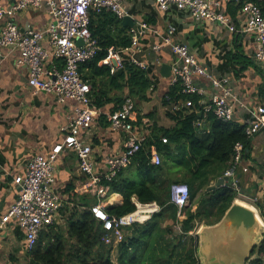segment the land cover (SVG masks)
<instances>
[{"label":"crops","instance_id":"0c3cea01","mask_svg":"<svg viewBox=\"0 0 264 264\" xmlns=\"http://www.w3.org/2000/svg\"><path fill=\"white\" fill-rule=\"evenodd\" d=\"M242 1L220 0L238 30L233 33L219 23L196 21L185 11L172 8L162 12L158 9L156 0H124L134 24L141 22L150 25V30L141 38L135 55L136 60L146 64L153 85L147 93L149 100L139 101L133 98L138 125L145 129L147 136L152 135L155 126L162 129L173 128L177 123L172 118L176 112L174 106L179 104L185 108L186 101L175 104L164 102L165 96L174 86L172 69L175 54L171 46L164 44V37L171 26L175 28V43L187 44L214 78H228L237 99L236 121L244 124L246 119L252 118L264 106V71L254 58L259 44L255 34L242 31L245 28V18L239 7ZM14 2L15 0H0L3 7H9ZM16 21L24 31L31 28L43 29L52 21V16L46 8L29 9L19 13ZM122 25L126 26L123 20ZM126 27L129 35L133 26ZM1 28L0 23V31ZM46 45L48 46L47 43ZM160 45L159 50L154 49V46ZM18 58V51L0 48V222L19 196L20 190L14 183V178L25 174L32 159L38 156L48 158L60 145L63 147L55 162L54 190L62 199L63 207L55 224L61 226L64 222V228H67L66 218L74 212H82L85 205L92 204L97 198L100 202L93 208L101 205L106 213L108 207L121 205L123 197L119 193L104 198L94 193L93 188L87 185L89 178L79 168L74 148L65 144L68 136L65 128L78 103L74 100L59 102L50 93L35 94L29 85L28 67L18 66ZM129 59L131 60L130 56ZM194 79L204 92L199 96L200 104L205 106L204 118L197 125L202 132H210L212 126L207 119L206 108L214 90L206 78L196 74ZM111 94L119 95L120 92L114 91ZM113 108L114 104L111 103L99 109L101 114L98 120L90 130L80 134V138L92 146V159L99 172L107 171V158L120 154L127 138L125 132L113 130L105 116ZM243 164L248 167V172L242 169L238 171L239 183L257 199L253 202L239 195L237 199L255 205L264 224L261 218L264 209V132H260L252 140L250 153L244 158ZM127 174L132 180H141L132 173ZM217 181L218 179L213 182L212 187ZM167 224L173 223L169 221ZM203 224H197L194 235L197 236ZM261 232L264 234V225ZM114 247L116 250L117 247ZM30 261L25 232L16 220H11L0 229V264H30Z\"/></svg>","mask_w":264,"mask_h":264},{"label":"built area","instance_id":"2783aa9c","mask_svg":"<svg viewBox=\"0 0 264 264\" xmlns=\"http://www.w3.org/2000/svg\"><path fill=\"white\" fill-rule=\"evenodd\" d=\"M156 4L162 12L174 8L188 12L196 21L219 23L233 33L238 32L233 19L227 14L220 0H156ZM43 8L48 10L52 21L43 29L21 30L16 21L17 15L25 10ZM93 10L98 13L103 10L111 11L121 20L127 16L132 17L124 0H15L9 7L0 4L2 24L0 48L19 52L17 65L28 67L29 85L35 94L50 93L54 94L59 102L74 100L78 103L74 114L70 117L69 125L65 128L68 132L65 144L74 148L79 168L89 178L87 185L93 188L98 197L104 198L109 192V187L104 185L103 181H111L118 172L131 165L133 156L146 144L148 133L138 125L134 99L126 97L120 110L105 115L113 130L123 131L127 135L123 151L107 158L106 172L98 171L92 159V146L80 138L81 132L90 130L101 114L93 105L91 84L83 79L80 71L81 66L95 58L101 50L98 40L90 30V16ZM241 12L245 18V28L242 31L255 34L259 50L254 58L264 71V15L261 8L250 1L243 3ZM149 30L148 23L135 22L129 33L131 46L129 48L110 46L107 49V56L100 61V65L107 66L114 74L124 68L125 58L130 56L132 62L146 69V64L136 60L135 53L141 38ZM174 33L175 28L171 26L164 37V44L171 46L175 54L172 69L173 84H180L185 94L199 95L204 92L195 83L194 75L206 78L214 90L207 104V111H212L222 121H234L237 99L228 78H214L187 44L173 41ZM80 40L82 44L79 45ZM160 48L161 45L154 46L155 50ZM56 60L60 63L58 64ZM192 105L190 100L185 102V107ZM180 108L177 104L174 106V111ZM244 125L250 140L260 132H264V106L260 107L252 118L246 119ZM162 141L168 142L167 138H163ZM62 147L57 146L48 158L35 157L28 164L25 174L14 178V183L20 190L19 196L0 222L2 229L9 221L16 220L25 232L26 248L29 252L35 249L43 231L57 222L63 207L62 199L54 190L55 162ZM244 151V145L237 143L231 166L223 176L229 178L226 185L232 186L237 192L239 191L238 171L242 169L248 172V167L243 164ZM151 160L156 166H160L163 162L155 146L152 147ZM134 200L137 210L122 217H110L101 205L93 208L96 217L104 223L103 240L106 244L117 246L125 238L126 227L143 223L151 217V214L161 210L156 202L142 204L137 199ZM171 201L178 207V220L173 227L176 234H180L181 222L186 218L185 209L190 205L189 185L172 184ZM261 218L264 221V209ZM190 234L194 235V232Z\"/></svg>","mask_w":264,"mask_h":264},{"label":"trees","instance_id":"16d2710c","mask_svg":"<svg viewBox=\"0 0 264 264\" xmlns=\"http://www.w3.org/2000/svg\"><path fill=\"white\" fill-rule=\"evenodd\" d=\"M256 3L264 15V0H243ZM90 30L101 50L95 58L81 66L83 79L91 84L92 102L96 109L114 104L111 113L120 110L126 97L139 101L149 100L147 93L152 82L145 68L125 58L124 68L112 74L100 61L107 56V49L115 45L131 46L128 28L111 11H91ZM180 84L174 85L165 96L166 104L192 101V106L180 108L172 116L177 121L170 129L153 128L144 147L133 156L131 165L122 169L111 180H104L109 187L107 197L119 193L123 203L107 208L110 217H122L137 210L134 199L140 203L156 202L161 210L143 223L125 228V238L116 247L103 240L105 229L93 207L97 198L85 205L82 212L66 218V232L58 224L50 225L40 236L34 250L29 252L30 264H197L198 237L190 234L197 224H215L231 207L238 192L229 185L212 190V184L224 176L231 166L237 143L244 145V158L249 155L251 143L246 126L234 120L225 122L209 111L207 119L211 131L202 132L197 125L204 118L205 106L198 94H185ZM119 91L112 96L111 92ZM142 119V117H140ZM163 138L168 142L164 143ZM163 158L160 166L152 163V147ZM133 165V166H132ZM139 177L132 180L127 173ZM186 183L190 187V205L186 218L181 222L182 232L176 234L178 207L171 201V186ZM196 209L194 210V207ZM172 221L169 225L167 222ZM116 256L114 260L113 256ZM247 264H264V239L256 244Z\"/></svg>","mask_w":264,"mask_h":264},{"label":"water","instance_id":"95a60500","mask_svg":"<svg viewBox=\"0 0 264 264\" xmlns=\"http://www.w3.org/2000/svg\"><path fill=\"white\" fill-rule=\"evenodd\" d=\"M123 24L133 26L134 20L127 16ZM227 182L228 177H221L211 189L224 187ZM238 195L253 202L257 199L240 183ZM262 227L256 208L242 199H235L220 221L212 225L204 223L198 231L199 264H247L255 245L264 239Z\"/></svg>","mask_w":264,"mask_h":264},{"label":"rangeland","instance_id":"374dc122","mask_svg":"<svg viewBox=\"0 0 264 264\" xmlns=\"http://www.w3.org/2000/svg\"><path fill=\"white\" fill-rule=\"evenodd\" d=\"M61 226H62V230L64 231V230H66V228H64L65 227V225H64V222L63 223H61ZM175 230V229H174ZM176 232V231H175ZM116 259V256H114V260Z\"/></svg>","mask_w":264,"mask_h":264}]
</instances>
